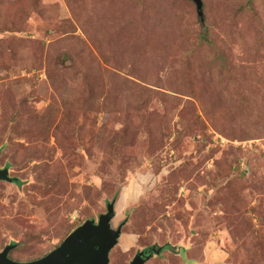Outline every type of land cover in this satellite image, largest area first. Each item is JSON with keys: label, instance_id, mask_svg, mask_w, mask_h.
<instances>
[{"label": "rangeland", "instance_id": "1", "mask_svg": "<svg viewBox=\"0 0 264 264\" xmlns=\"http://www.w3.org/2000/svg\"><path fill=\"white\" fill-rule=\"evenodd\" d=\"M201 2L0 0L10 259L114 202L109 264H264V0Z\"/></svg>", "mask_w": 264, "mask_h": 264}, {"label": "water", "instance_id": "2", "mask_svg": "<svg viewBox=\"0 0 264 264\" xmlns=\"http://www.w3.org/2000/svg\"><path fill=\"white\" fill-rule=\"evenodd\" d=\"M193 1L197 14L202 17L201 0ZM0 180L12 181L7 168H0ZM113 203L107 205V212L100 214L96 222L84 221L53 250L38 259L25 262L12 260L8 253L14 244L6 245L0 251V264H109L108 253L121 235V226L110 228L109 221L114 216ZM148 258L149 255L144 256L143 252H139L131 264H144Z\"/></svg>", "mask_w": 264, "mask_h": 264}, {"label": "flooded vegetation", "instance_id": "3", "mask_svg": "<svg viewBox=\"0 0 264 264\" xmlns=\"http://www.w3.org/2000/svg\"><path fill=\"white\" fill-rule=\"evenodd\" d=\"M0 168H2V167H0ZM141 252H143L144 255L147 256V254L150 253L151 250H149V248H148V249H144V250H142ZM152 255H153V253H152V254H149V258H151ZM43 256H44V255H43ZM41 257H42V256H41ZM149 258H148V259H149ZM37 259H38V258H37ZM148 259H147V260H148ZM34 260H35V259H34ZM30 261H31V260H30Z\"/></svg>", "mask_w": 264, "mask_h": 264}, {"label": "trees", "instance_id": "4", "mask_svg": "<svg viewBox=\"0 0 264 264\" xmlns=\"http://www.w3.org/2000/svg\"><path fill=\"white\" fill-rule=\"evenodd\" d=\"M12 181L17 182V179H14V178H13ZM12 249H13V248H12Z\"/></svg>", "mask_w": 264, "mask_h": 264}]
</instances>
